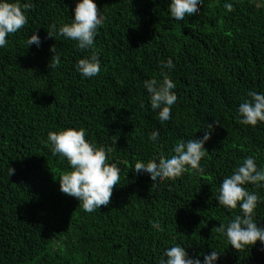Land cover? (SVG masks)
<instances>
[{"label":"trees","instance_id":"1","mask_svg":"<svg viewBox=\"0 0 264 264\" xmlns=\"http://www.w3.org/2000/svg\"><path fill=\"white\" fill-rule=\"evenodd\" d=\"M94 2L106 17L95 38L99 76L82 79L74 65L90 53L47 35L48 25L71 22L76 0H31L26 25L0 49V264H159L175 244L192 256L221 253L216 264H264L259 241L235 250L213 231L238 211L217 205L224 176L249 155L264 166V123L242 125L238 114L248 90L264 91V0H229L231 13L225 0H204L200 15L184 21L170 16V0ZM35 31L41 46L27 49ZM53 46L61 59L54 69ZM169 57L179 101L171 125L143 88L162 79L160 61ZM213 120L203 171L158 187L132 172L136 160L167 156L181 138H202ZM67 127L86 129L121 169L110 203L92 213L53 179L69 166L51 154L47 133ZM153 130L159 144L148 140ZM255 191L264 198V188ZM256 219L264 227V201ZM156 220L162 231L151 227Z\"/></svg>","mask_w":264,"mask_h":264},{"label":"clouds","instance_id":"2","mask_svg":"<svg viewBox=\"0 0 264 264\" xmlns=\"http://www.w3.org/2000/svg\"><path fill=\"white\" fill-rule=\"evenodd\" d=\"M204 0H170L168 10L170 16L176 21L195 18L200 15V8ZM32 7L31 0H0V49L5 48L9 41L6 37L19 32L27 23L26 12ZM223 7L229 13L234 9V4L225 0ZM74 15L70 23H55L48 25V37L59 36L75 42L76 48L90 54L79 59L74 67L82 79H91L101 74L102 64L100 54L95 50V38L106 19L104 13L98 10L94 0H76L73 9ZM41 37L35 31L28 36L24 44L41 46ZM49 61V68L59 66L61 59L54 46ZM161 80L155 77L145 79L143 88L146 90L150 107L157 111L162 124L171 125L173 110L179 101L176 94V85L170 78L175 64L172 58L160 61ZM166 70V71H164ZM141 109L145 106L140 105ZM239 123L242 125L257 126L264 123V91H247V99L238 106ZM219 122L213 120L205 124L202 138H181L165 156H153L147 160L138 159L134 162L132 172L137 175H147L156 187L165 181H175L186 172L195 170L203 171L201 160L208 151L205 143L211 138L215 126ZM87 130L84 128L67 127L47 133L46 144L53 156L59 155L67 161L69 170L63 172L58 179L59 191L76 198L84 212L92 213L101 206L110 203L114 186L120 182L121 169L116 162H110L111 157L104 146H97L86 139ZM153 144L161 141L159 130H153L148 136ZM257 157L246 156L231 172L224 176L217 188V205L222 206L226 212L233 213L227 222H220L213 231L226 239V243L235 250H244L256 245L257 241L264 245V227L259 226L256 219V209L264 201L257 195L255 189L264 188V166H258ZM15 170L8 168V177ZM248 185L253 190H248ZM153 229L162 231L160 222L153 221ZM221 253L211 251L208 254L197 253L189 255L186 248L180 244L164 249L159 259V264H216ZM201 256L203 259L201 260Z\"/></svg>","mask_w":264,"mask_h":264}]
</instances>
